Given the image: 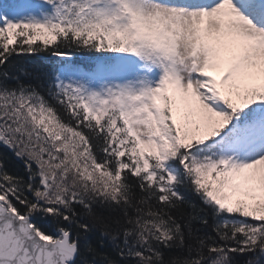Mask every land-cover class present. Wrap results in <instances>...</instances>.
<instances>
[{"label": "snow or ice", "instance_id": "6c2138e0", "mask_svg": "<svg viewBox=\"0 0 264 264\" xmlns=\"http://www.w3.org/2000/svg\"><path fill=\"white\" fill-rule=\"evenodd\" d=\"M0 146V264H264V0H0Z\"/></svg>", "mask_w": 264, "mask_h": 264}, {"label": "trees", "instance_id": "16d2710c", "mask_svg": "<svg viewBox=\"0 0 264 264\" xmlns=\"http://www.w3.org/2000/svg\"><path fill=\"white\" fill-rule=\"evenodd\" d=\"M0 151L7 152V149L3 148V146H0ZM9 155H11V154L9 153Z\"/></svg>", "mask_w": 264, "mask_h": 264}]
</instances>
